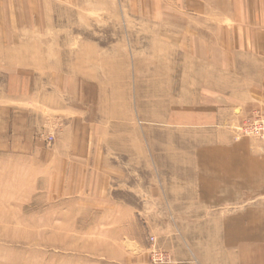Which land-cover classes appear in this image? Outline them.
I'll use <instances>...</instances> for the list:
<instances>
[{
  "label": "rangeland",
  "instance_id": "374dc122",
  "mask_svg": "<svg viewBox=\"0 0 264 264\" xmlns=\"http://www.w3.org/2000/svg\"><path fill=\"white\" fill-rule=\"evenodd\" d=\"M1 5L0 264H109L102 253L116 250L121 225L148 245V264L172 263V232L207 248L213 210L153 207L166 195L180 205V151L206 138L170 120L204 84L198 21L175 0ZM251 122L264 112L226 129L263 140L241 130Z\"/></svg>",
  "mask_w": 264,
  "mask_h": 264
},
{
  "label": "crops",
  "instance_id": "0c3cea01",
  "mask_svg": "<svg viewBox=\"0 0 264 264\" xmlns=\"http://www.w3.org/2000/svg\"><path fill=\"white\" fill-rule=\"evenodd\" d=\"M175 1L184 17L199 23L194 45L202 63L197 79L204 84L197 86L196 101L171 110L170 120L206 138L180 151V165L189 171L176 190L180 205L166 195L153 207L183 208L191 200L196 204L191 207L213 210L216 230L203 235L212 241L207 248H189L188 237L173 232L164 248L171 264H264V139L234 140L226 129L243 116L264 112V0ZM164 190L168 193L166 185ZM101 205L130 209L117 202ZM117 234L116 250L102 253L109 264H148L146 243L124 225Z\"/></svg>",
  "mask_w": 264,
  "mask_h": 264
},
{
  "label": "built area",
  "instance_id": "2783aa9c",
  "mask_svg": "<svg viewBox=\"0 0 264 264\" xmlns=\"http://www.w3.org/2000/svg\"><path fill=\"white\" fill-rule=\"evenodd\" d=\"M241 130H243L245 132H250L252 134L263 136L264 135V123L260 126V125L255 124V122H253V123L251 122L250 125L246 126L245 128L242 127ZM151 239L154 240L153 238H151ZM151 253L159 261H165L166 260L165 255H163L158 248L153 247L151 249Z\"/></svg>",
  "mask_w": 264,
  "mask_h": 264
}]
</instances>
